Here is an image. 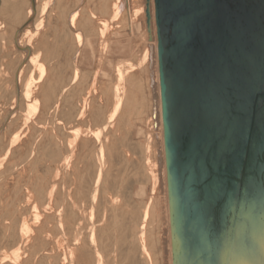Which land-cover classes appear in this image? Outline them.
Segmentation results:
<instances>
[{
    "label": "bare ground",
    "instance_id": "1",
    "mask_svg": "<svg viewBox=\"0 0 264 264\" xmlns=\"http://www.w3.org/2000/svg\"><path fill=\"white\" fill-rule=\"evenodd\" d=\"M156 30L154 0H0V264H173Z\"/></svg>",
    "mask_w": 264,
    "mask_h": 264
},
{
    "label": "water",
    "instance_id": "2",
    "mask_svg": "<svg viewBox=\"0 0 264 264\" xmlns=\"http://www.w3.org/2000/svg\"><path fill=\"white\" fill-rule=\"evenodd\" d=\"M154 11L173 264H264V0Z\"/></svg>",
    "mask_w": 264,
    "mask_h": 264
}]
</instances>
